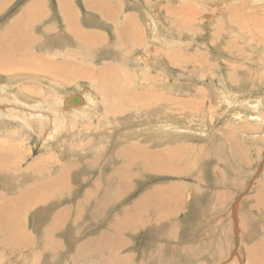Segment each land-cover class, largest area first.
Here are the masks:
<instances>
[{"label":"rangeland","instance_id":"1","mask_svg":"<svg viewBox=\"0 0 264 264\" xmlns=\"http://www.w3.org/2000/svg\"><path fill=\"white\" fill-rule=\"evenodd\" d=\"M2 155L0 264H264V0H0Z\"/></svg>","mask_w":264,"mask_h":264},{"label":"bare ground","instance_id":"2","mask_svg":"<svg viewBox=\"0 0 264 264\" xmlns=\"http://www.w3.org/2000/svg\"><path fill=\"white\" fill-rule=\"evenodd\" d=\"M36 9V8H35ZM41 10V9H40ZM36 11V10H35ZM107 15H109V13H107ZM111 16V18L113 17L112 15H110ZM126 26L127 25H123V27H121L120 29L118 28V31L119 30H121V34L122 35H126L125 34V32H126ZM129 32V31H128ZM131 32V31H130ZM135 32V31H134ZM119 34V33H118ZM120 34V35H121ZM129 34V33H128ZM119 35V36H120ZM8 54V53H7ZM200 63H201V61H200ZM113 75V74H112ZM116 76V75H115ZM110 77V76H109ZM104 78H108V77H104ZM111 82V81H110ZM84 101V100H83ZM85 102V101H84ZM64 104V103H63ZM80 105H78V107H79ZM81 107V106H80ZM190 149V148H189ZM216 156V155H215ZM1 160H3V162H8V155H5V156H3L2 155V157L0 158ZM12 159V158H11ZM10 159V160H11ZM11 162V161H10ZM12 164V163H11ZM10 164V165H11ZM13 165V164H12ZM3 168V167H5V165H3V166H0V168ZM156 168H158V166L156 167ZM17 194V193H16ZM29 194H30V192H29ZM19 196V197H18ZM29 196L27 195V194H25V191H24V193L23 192H21L19 195H17V197L15 198L14 197V199L12 198H10L8 201H7V203L5 204V206L4 207H1L0 208V216H1V218H0V231H3V233L4 234H6V235H10V236H13L14 238H15V235H17V233L15 232V230H18V229H14L12 226H14L15 225V222L14 221H16L15 220V217L17 216V213H18V211H13V208L9 205V207H7V205H8V202H10V204H14L15 206H16V208H17V210H19V209H21V208H23V206H22V203H23V201H25L24 199L25 198H28ZM1 198V197H0ZM3 198V197H2ZM8 198V197H7ZM1 200V199H0ZM1 204H3V203H1ZM14 206V207H15ZM26 206H28V205H26ZM25 206V207H26ZM147 206V205H146ZM137 208V207H136ZM15 209V208H14ZM23 209H21V210H19V212L20 211H22ZM139 211V210H138ZM141 211V210H140ZM133 213H135V212H133ZM7 227H9V228H7ZM10 231H9V230ZM11 232V233H10ZM20 246H22V244H20Z\"/></svg>","mask_w":264,"mask_h":264},{"label":"water","instance_id":"3","mask_svg":"<svg viewBox=\"0 0 264 264\" xmlns=\"http://www.w3.org/2000/svg\"><path fill=\"white\" fill-rule=\"evenodd\" d=\"M82 103V99L79 96H73L70 97L69 99H67L66 104L67 105H72V104H81Z\"/></svg>","mask_w":264,"mask_h":264},{"label":"clouds","instance_id":"4","mask_svg":"<svg viewBox=\"0 0 264 264\" xmlns=\"http://www.w3.org/2000/svg\"><path fill=\"white\" fill-rule=\"evenodd\" d=\"M89 101H87V103H88Z\"/></svg>","mask_w":264,"mask_h":264}]
</instances>
